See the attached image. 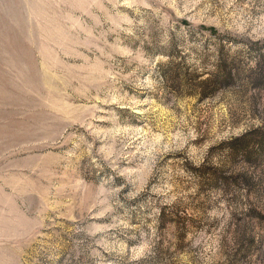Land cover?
Listing matches in <instances>:
<instances>
[{
	"label": "rangeland",
	"instance_id": "1",
	"mask_svg": "<svg viewBox=\"0 0 264 264\" xmlns=\"http://www.w3.org/2000/svg\"><path fill=\"white\" fill-rule=\"evenodd\" d=\"M259 53L264 0H0V264H264Z\"/></svg>",
	"mask_w": 264,
	"mask_h": 264
},
{
	"label": "trees",
	"instance_id": "2",
	"mask_svg": "<svg viewBox=\"0 0 264 264\" xmlns=\"http://www.w3.org/2000/svg\"><path fill=\"white\" fill-rule=\"evenodd\" d=\"M240 68V62L237 59H232L229 61L221 58L217 63L216 70L211 73L210 76L200 80H196L192 77H183L184 79L182 81L186 82V87H190L191 89L201 88L200 92H202V95L209 97L214 95L219 89L232 86L237 80L238 76H240L242 71ZM164 73L166 76L182 75V72L180 71L173 72L169 70ZM251 73L252 77H255L251 79L254 85L264 88V53H259Z\"/></svg>",
	"mask_w": 264,
	"mask_h": 264
}]
</instances>
